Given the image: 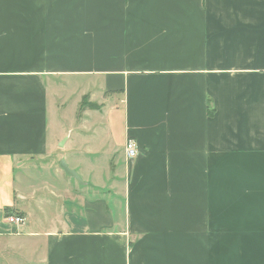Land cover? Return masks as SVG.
I'll list each match as a JSON object with an SVG mask.
<instances>
[{"label":"crops","instance_id":"0c3cea01","mask_svg":"<svg viewBox=\"0 0 264 264\" xmlns=\"http://www.w3.org/2000/svg\"><path fill=\"white\" fill-rule=\"evenodd\" d=\"M77 80L122 97L107 119L122 197L109 174L88 186L76 161L81 181L60 165L71 137L51 129L50 90ZM55 201L57 226L39 227ZM14 253L264 264V0H0V264Z\"/></svg>","mask_w":264,"mask_h":264},{"label":"rangeland","instance_id":"374dc122","mask_svg":"<svg viewBox=\"0 0 264 264\" xmlns=\"http://www.w3.org/2000/svg\"><path fill=\"white\" fill-rule=\"evenodd\" d=\"M98 82L97 80H77L73 85L52 87L50 91H52L51 95L54 101H51L50 126L52 130L56 131L58 128L56 124L60 121L63 124V128L67 129V134L71 138H69L70 141L67 139L64 142L68 141V149L64 154L68 160L65 162H68V164L70 162V165H73V161H76L82 176L88 179V186L92 183L101 187L100 182H104L109 174L108 187L111 188V192L114 191L119 194V197H122L124 182L117 181L116 177L123 179L126 172V165L118 164L119 161H126L125 152L124 148L118 146L117 142L114 141L107 121L108 118H112L111 113L119 105L118 100L122 97L117 98L111 92H108L105 96V92ZM86 97L87 102L97 104L101 106V109L90 111L86 108L87 111L85 113H80L82 99ZM56 109L59 111L56 112ZM119 113L121 118L124 119L123 110ZM117 124L122 125L121 120H118ZM120 128V126H116L115 132ZM58 153L52 154L51 158L45 160L50 162L53 172L56 171V161L60 160L56 155ZM46 181L51 185L56 184V180L50 181L48 179ZM95 191L90 190V193L94 194ZM96 192L99 193V190ZM44 194H48L47 191H44ZM54 203L55 206L48 216L47 210L45 212V218L42 219V222L45 224H40L41 226L39 225V227L57 226L56 201ZM118 204H120V201ZM53 211L54 213L52 214ZM39 215L40 212L38 211L36 216H32L30 222L32 224L38 222ZM46 216L51 221L47 222ZM82 218L85 219V216ZM14 247H20V243L14 244ZM12 260L13 264H26L25 262H21L24 259L15 253L12 256Z\"/></svg>","mask_w":264,"mask_h":264},{"label":"built area","instance_id":"2783aa9c","mask_svg":"<svg viewBox=\"0 0 264 264\" xmlns=\"http://www.w3.org/2000/svg\"><path fill=\"white\" fill-rule=\"evenodd\" d=\"M126 157L128 160H133L138 156V146L134 140L128 139L125 145ZM10 223L21 225L25 223V219L20 216H12L8 218Z\"/></svg>","mask_w":264,"mask_h":264},{"label":"trees","instance_id":"16d2710c","mask_svg":"<svg viewBox=\"0 0 264 264\" xmlns=\"http://www.w3.org/2000/svg\"><path fill=\"white\" fill-rule=\"evenodd\" d=\"M87 97L83 98L82 100V104H81V112H83V110L90 109V110H100L101 106L94 104V103H89L87 102Z\"/></svg>","mask_w":264,"mask_h":264},{"label":"water","instance_id":"95a60500","mask_svg":"<svg viewBox=\"0 0 264 264\" xmlns=\"http://www.w3.org/2000/svg\"><path fill=\"white\" fill-rule=\"evenodd\" d=\"M61 167L69 176L76 178L78 181H81L76 171L71 170L65 161H62Z\"/></svg>","mask_w":264,"mask_h":264}]
</instances>
